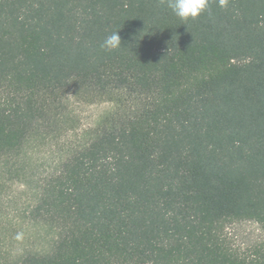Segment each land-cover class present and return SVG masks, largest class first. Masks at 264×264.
<instances>
[{
  "label": "trees",
  "instance_id": "16d2710c",
  "mask_svg": "<svg viewBox=\"0 0 264 264\" xmlns=\"http://www.w3.org/2000/svg\"><path fill=\"white\" fill-rule=\"evenodd\" d=\"M72 101L113 109L78 130ZM243 221L264 229V0H0V264H264L223 233Z\"/></svg>",
  "mask_w": 264,
  "mask_h": 264
},
{
  "label": "rangeland",
  "instance_id": "374dc122",
  "mask_svg": "<svg viewBox=\"0 0 264 264\" xmlns=\"http://www.w3.org/2000/svg\"><path fill=\"white\" fill-rule=\"evenodd\" d=\"M113 109L112 104L101 102L96 104H85L72 101L70 110L75 122L69 124L72 127H78V130L96 126L99 121ZM29 232L26 239L36 235ZM224 235L228 243L242 251L246 248L253 247L264 243V229L257 223L251 221L236 222L225 226Z\"/></svg>",
  "mask_w": 264,
  "mask_h": 264
},
{
  "label": "clouds",
  "instance_id": "9594fccd",
  "mask_svg": "<svg viewBox=\"0 0 264 264\" xmlns=\"http://www.w3.org/2000/svg\"><path fill=\"white\" fill-rule=\"evenodd\" d=\"M162 2H166L167 7L171 9L173 14L184 21L197 18L209 6V0H162ZM224 3L225 0H220L221 6ZM121 47L122 40L119 30L106 36L101 44V48L108 51L118 50Z\"/></svg>",
  "mask_w": 264,
  "mask_h": 264
}]
</instances>
